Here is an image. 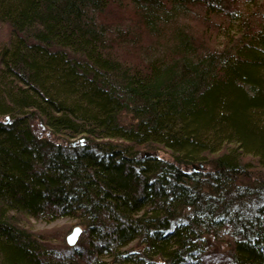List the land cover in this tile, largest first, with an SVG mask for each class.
I'll list each match as a JSON object with an SVG mask.
<instances>
[{
    "label": "trees",
    "instance_id": "16d2710c",
    "mask_svg": "<svg viewBox=\"0 0 264 264\" xmlns=\"http://www.w3.org/2000/svg\"><path fill=\"white\" fill-rule=\"evenodd\" d=\"M0 31V264H264V0H0ZM61 218L74 246L27 225Z\"/></svg>",
    "mask_w": 264,
    "mask_h": 264
},
{
    "label": "rangeland",
    "instance_id": "374dc122",
    "mask_svg": "<svg viewBox=\"0 0 264 264\" xmlns=\"http://www.w3.org/2000/svg\"><path fill=\"white\" fill-rule=\"evenodd\" d=\"M2 35L3 32L0 31ZM130 118L126 120L129 121ZM168 157V155H166ZM78 221L73 218H61L53 222H47L45 220H35L31 219L27 223L29 227H32L35 231L46 232L53 234L54 237H57L53 243L58 247H62L67 242V237L70 235L74 228L80 225H77ZM81 227V226H80Z\"/></svg>",
    "mask_w": 264,
    "mask_h": 264
},
{
    "label": "water",
    "instance_id": "95a60500",
    "mask_svg": "<svg viewBox=\"0 0 264 264\" xmlns=\"http://www.w3.org/2000/svg\"><path fill=\"white\" fill-rule=\"evenodd\" d=\"M194 168H196V167L194 166ZM81 233H82V228L80 226L75 227L73 232L70 235H68V237H67L68 245L74 246L77 243Z\"/></svg>",
    "mask_w": 264,
    "mask_h": 264
}]
</instances>
